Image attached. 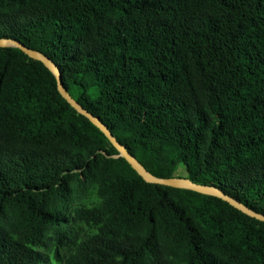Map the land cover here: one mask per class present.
<instances>
[{"label": "trees", "instance_id": "16d2710c", "mask_svg": "<svg viewBox=\"0 0 264 264\" xmlns=\"http://www.w3.org/2000/svg\"><path fill=\"white\" fill-rule=\"evenodd\" d=\"M0 38L152 175L264 215V0H0ZM116 156L0 47V264H264V222Z\"/></svg>", "mask_w": 264, "mask_h": 264}, {"label": "water", "instance_id": "95a60500", "mask_svg": "<svg viewBox=\"0 0 264 264\" xmlns=\"http://www.w3.org/2000/svg\"><path fill=\"white\" fill-rule=\"evenodd\" d=\"M0 47L17 48L21 52H23L27 57L41 62L50 72H52L55 77L56 88H57V92L59 93V95L70 105L71 108H73L81 116L85 117L91 124H93L99 131L103 133V135L108 139L110 144L117 151L116 157L123 158L124 161L130 166V168L144 182L149 183V184L178 188V189H187V190H191V191H194L200 194L217 197L227 202L229 205L233 206L234 208L238 209L245 215L255 220L264 222L263 214L257 213L254 210L246 207L245 205L236 201L234 198L224 194L221 190L213 186L197 184L184 177L159 178V177L152 175L140 164L138 160H136V158L133 155H131L125 149L123 145H121L116 140V138L111 134L108 128L104 124H102L98 118L94 117L92 114H90L85 109H83L78 103H76L68 95L66 89L62 85L60 72L52 61H50L47 57L43 56L41 53L27 48L21 43H19L18 41H15L13 39L0 38Z\"/></svg>", "mask_w": 264, "mask_h": 264}]
</instances>
